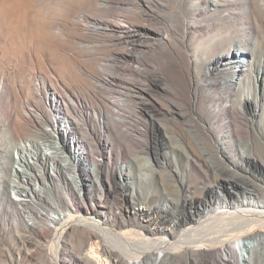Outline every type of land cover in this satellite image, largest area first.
<instances>
[{
	"label": "rangeland",
	"instance_id": "1",
	"mask_svg": "<svg viewBox=\"0 0 264 264\" xmlns=\"http://www.w3.org/2000/svg\"><path fill=\"white\" fill-rule=\"evenodd\" d=\"M178 1L0 0V200L19 199L10 188L16 183L26 187L24 195L30 200L43 198L44 202L49 200L54 203L59 196L60 200L68 198L74 208L88 205L99 209L104 199L111 201L114 198L112 188L125 185L124 207L131 202L133 191L140 194L150 190L153 192L150 196L152 205L162 209L166 205L171 214H185L189 209L185 205L189 193L183 189L180 174L193 181L191 193L196 197L206 196L196 191V185L203 181L210 184L214 179L222 183L219 186L220 196L223 195L225 200L234 201L244 193L264 197V161L260 164L262 168L253 160H245L241 166L211 149L215 148L219 137L226 135L225 132L230 129L229 136L234 143H226L229 149L240 154L248 151L264 155L262 112L261 117L260 114L255 115L252 109L235 107V102H240L235 95L230 99L231 107L228 108H217L214 98H210L223 93L218 89L217 80H221V84L235 82L232 77H239L243 62L248 63V68L252 62L256 67L261 66L260 77L264 80L262 29L258 30L259 24L255 27L257 18L251 10L252 3L250 0H196L194 5L198 11L192 17L195 8L192 0H183L181 4ZM235 11L242 15H236ZM119 20L137 24L144 28L145 36L160 39L154 42L153 48L144 47L139 54L148 64L146 72L163 80V86L157 88L150 78H143L144 87L154 94H149V101H145L148 104L151 102L147 109L139 104L140 99L130 90H124L122 94L116 83H111L115 85L111 86L107 80L120 77H126V81L135 79L129 61H126L124 70L119 66L120 55H127L130 59V45L119 42V34L105 27ZM159 34L163 36L159 37ZM218 52L224 54V64L228 63V66L220 67V72L216 74L213 72L215 60L210 59ZM208 68L211 70L209 77H213L209 83L203 80ZM260 82L257 84L258 92L264 87ZM164 87L172 90H164ZM176 106L184 115L179 111L176 114L169 111ZM28 107L51 117L55 114L61 116L57 122L53 120L52 126L48 123L49 132L54 133L59 152L70 160L75 156L76 161L81 163H75L78 165L76 185L79 189H75L74 178L70 177L62 182L60 193L46 191L48 195L38 191L41 189L39 181L32 186V178L24 179L34 175L42 183L49 181V185L53 186L57 182L55 177L64 174V171L60 172L59 164L56 166L49 160L53 155L52 149L51 153L41 142L37 148L34 146L36 150L25 146L37 152L35 160L27 158L25 163H20L16 159L24 145L19 138H12L11 133L37 137L42 133L39 126H33ZM75 107L84 110L77 115V119L74 117ZM66 122L78 139L74 140L63 130ZM228 124L230 128L226 129ZM83 126L88 128L94 140L88 135L83 138L85 132L80 129ZM80 145H84L88 152H97L99 159L103 158L101 168H104V177L100 183L95 180L98 172H94L92 161L75 155L76 151L82 150L78 148ZM109 148L119 169L114 178L112 173L107 174L105 151ZM191 153L198 164L187 161ZM23 156L27 157L26 154ZM43 161L54 170L49 166L47 170V165L43 169ZM144 166H152L163 173L147 172L148 176H144V171H140ZM71 167L74 175V167ZM253 199L261 200L260 197ZM31 206L32 203H29L28 207ZM17 209L13 203H0V264H11L10 258L18 257L21 258L20 264L53 263L51 256L47 255L48 247L53 245L50 244L53 236L49 240L38 239L35 235L37 230L29 229L21 223V216H15ZM105 211L110 213L109 209ZM10 220H14L16 226H6ZM256 233H262V230ZM66 237L67 241L61 244L68 243L71 249L76 241L69 234ZM243 247L244 253L247 252L246 245ZM77 249L76 252L81 253V248L77 246ZM71 253L66 254L64 259L71 262ZM170 264L231 263L208 255H190ZM242 264L247 262L242 260ZM256 264H264V257L258 258Z\"/></svg>",
	"mask_w": 264,
	"mask_h": 264
},
{
	"label": "bare ground",
	"instance_id": "2",
	"mask_svg": "<svg viewBox=\"0 0 264 264\" xmlns=\"http://www.w3.org/2000/svg\"><path fill=\"white\" fill-rule=\"evenodd\" d=\"M250 1L252 3L251 10L253 15H255L257 18L255 27H257L259 24L258 30L262 29L260 34L262 40L261 43L264 49V0ZM181 2H183V0H180L179 3L181 4ZM192 2L193 7H195L194 2L196 4V0H192ZM197 11L198 8L196 7L192 10V17L195 16ZM235 13L236 15H242V13L237 11H235ZM105 27L116 31L119 34V42H125L130 45L132 50L130 59L127 58V55L122 53L123 55L119 56V66L122 70H124L126 68V61H129L131 63L130 66L132 69L131 74L135 76V79L130 78L128 81H126V77L125 79L124 77L111 80L107 79L109 84L111 86H115L111 83H116V87L120 88L119 91L122 94L125 93L124 90H130L133 94H135L136 98L140 99L139 104L141 103L144 109H147V106L149 104L151 105V102L149 104L146 103L150 99L148 95L150 94V96H152L154 94L152 90L150 91V89L144 87L143 78H150L151 82L157 88L163 86V80L161 81L158 76H153L146 72L145 66L147 62L145 59L141 58L139 54H141L140 52L144 47L149 49L153 48L154 42L159 41L160 39H157L156 37L149 38L145 36L143 33V27L125 20H119L116 23L106 25ZM162 36V34H159V37ZM150 41H153L152 44L149 43ZM201 43L202 42H200V44ZM210 60H215L213 72L216 74L220 72V67L225 68V66H228V63L224 64V54L221 52L215 53L213 55V59ZM245 63L246 62H243L244 65L241 66V69L239 70V77H232L235 80L234 83L229 82L230 84H221V80L216 79L218 82V89L223 93L220 94L218 92L219 94L214 97L211 96L210 98H214V105L217 108H228L229 106L231 107L230 99L235 95L240 98V102H235V107L241 109L245 108V110L252 109L255 115H261V112L262 115H264V87L263 91L258 92L257 90V84L260 80V83L264 85L263 77H260L262 68L261 66H254L253 62L248 68V63ZM246 67L248 69H246ZM210 71L211 70L208 68L203 79L208 83L209 81H212L213 78L209 77ZM165 89L168 91L172 90L168 87H164V90ZM75 96L77 97V95ZM53 100L55 103H57L56 99L53 98ZM64 103L66 105V102ZM176 107L178 109L173 108V110L169 109V111H172V113L177 111L182 113L180 108L178 106ZM74 109V117L77 119V115L82 111L84 112V110L78 109L76 107ZM193 109H195V106ZM29 117L33 122V126H39L42 133H40V137L31 134L22 135L19 133H11L12 138H19V141L24 145L22 149L20 148L21 155L19 156L18 160L20 163H22V155L30 153L36 155L37 152L30 148L32 150L31 151L29 148H25V146H31L33 148L36 146L37 148L38 143L41 142L42 146L44 145L45 147L52 149L53 153L52 151L51 153L53 155L51 156L50 154L51 158H49V160L56 166L59 164L60 172L64 171V174H61L60 177L58 176L59 178L55 177V182H57L53 186H51V184L49 185V181L42 183V180L38 179L41 184V189L38 191L42 190L45 194H47L46 191H55L60 193L63 190L62 182L73 176V169L71 167L72 163L69 162L68 157L59 152L58 146H56L55 135L54 133L49 132L50 125L52 126V124H54L53 120L57 122L61 116L55 114L54 117H51V115H46L41 111L31 109ZM151 117L154 118L155 115L152 113ZM48 123H50L49 126ZM66 123L65 129L63 130L68 135H71L74 140L76 138L78 139V135L71 132L70 124L68 122ZM261 123L264 125V121ZM228 127L230 128L229 124L225 128L227 129ZM80 129L82 132H85L83 135L81 133L83 138H86V135H88L90 139L94 140L92 135L87 131L88 128L86 126H83V129ZM168 130L169 129H167V131ZM228 131H230V129ZM228 131L225 132L226 135L219 137L217 145L215 148L212 147L211 149H213L215 152L223 153L227 159L239 163L241 166L244 164L245 160H253L259 167L262 161H264L262 160L264 157L263 153L260 154L257 152L258 154H256V152L247 153L248 151H243V153L240 154L234 149H229L226 143H234V141H231L229 136L230 133ZM223 137L224 139H221ZM80 146H78V148L82 150L79 152L76 151L75 155H80L85 159L87 158V160L89 159L92 161L94 172H98V174H96L97 176L95 177V180L100 183V179L104 177V168H101L104 164V161L102 160L103 158L99 159V154L97 152H88V149H86L84 145ZM36 148H34V150H36ZM105 152L107 156V174L112 173L114 178L116 177V173L119 171V169L117 168L116 163L113 161L112 150L106 149ZM96 153L98 154L97 156ZM191 155L187 161L190 164L193 163L194 165L197 163V160L192 153ZM38 159L40 160V157H38ZM206 161L209 162V159H206ZM227 169L228 168H226V170ZM140 171H144V176H148L147 172H158L160 174L163 173V171L161 172L155 170L152 166H144L142 169H140ZM203 174L207 177V174ZM121 175L125 178V175ZM186 177L187 175L180 174L183 189L185 192L189 193L185 200V205H188L189 209L187 212H185V214H171L168 212L166 205H164L163 209L152 205L150 202V196L153 192H150V190L148 192L144 190L145 192L143 193L141 191L140 194L138 192L134 193L133 191L130 194L131 202L127 203L126 207H124L126 202L124 192L127 190L125 185L112 188L111 190L114 194V198H112L111 201L104 199L99 205V209L91 208L88 205H85V208H74L72 207L68 198H66V200H60L58 198L59 196H56L54 203L49 200L44 202L43 198L37 201L33 200V198L30 200L27 198V196L22 195L23 192L20 190L22 187L20 185H15L16 183L10 188L16 192L15 195L18 196L19 199H13L11 197V199L6 202V200L2 198L0 203L2 202V205H9L10 203L17 205L20 211L17 209L15 216H21V223L29 229L37 230L36 234L34 232L33 233L38 239L49 240L53 236L54 239L50 243L53 245L48 247V253L50 254L46 252L47 247L45 250L47 255L51 256V260L53 262L51 264H170L179 261L183 256L188 257L190 255H208L211 258H222L231 264H235V262L236 264H242V260H245L247 264H256V260L258 258L259 260L260 258L262 259L264 257V197L259 195L257 197L253 196V194L244 193V196H237L234 201L225 200L223 195L220 196L221 188H219V186L222 183L217 179H214V181L210 184L208 182V184H204L205 182L203 181V183L196 185V191H200L202 194L206 195L205 197H196L193 193H191V185L193 181L191 180L192 182H190L186 179ZM209 180L210 179H208V181ZM163 186L168 190H172L169 186ZM76 189H79L78 186H76ZM175 189L177 190L176 187ZM253 197H256L257 199L260 197L261 200H255ZM26 203H32V206L29 208L28 204ZM46 203L49 204V206ZM105 209H109L110 213L108 214L106 211L104 212ZM109 215L113 216L114 218ZM22 221L25 222L23 223ZM42 222L46 223H44L42 227L38 228ZM15 223L16 222L14 220H10L9 224L6 226H16ZM260 229L262 230V233H256ZM68 234L70 238L74 237V241H76L75 245L73 244L71 249L70 244H61L62 242L67 241L66 236H68ZM20 237L23 238L22 235ZM78 242L79 244H77ZM76 245L81 248V253H77L78 249ZM244 245H246L247 248V252L245 253V249L243 247ZM70 251L73 252V254L71 253L73 259H71V262H69L70 259L69 261L64 259V256L69 254Z\"/></svg>",
	"mask_w": 264,
	"mask_h": 264
},
{
	"label": "built area",
	"instance_id": "3",
	"mask_svg": "<svg viewBox=\"0 0 264 264\" xmlns=\"http://www.w3.org/2000/svg\"><path fill=\"white\" fill-rule=\"evenodd\" d=\"M57 143V142H56ZM49 151H51L50 149H48ZM45 154H47V153H45ZM49 154H51V153H49ZM72 154V153H71ZM27 155V157L25 156H23L22 157V160L24 161V159H25V161H24V163L26 162V160H27V158H29V159H31V160H35V156L36 155H33V154H26ZM73 155V154H72ZM18 158L19 157H17L16 159L18 160ZM46 159V158H45ZM48 159V158H47ZM69 159V158H68ZM72 160V161H71ZM69 159V162H71L72 163V166L74 167V170H75V173H74V175L72 176V179L74 178V182H73V180H72V182H73V185L76 187L77 185H76V183H77V179H79L78 178V174L76 173V167L79 165V164H81L79 161H76V159H75V156H72V159ZM75 163L76 164H78V165H75ZM41 164H42V166H43V169H45L46 168V166H44V165H47V170H48V166H49V163L48 162H46V161H43V163L41 162ZM51 165H53V164H51ZM75 165V166H74ZM45 167V168H44ZM50 167V166H49ZM53 167V166H52ZM51 168V167H50ZM52 169V171L54 170L53 168H51ZM38 171V170H37ZM14 172V171H13ZM40 172V171H39ZM55 172V171H54ZM29 178H32L33 180H31V185L32 186H34V184H35V182L36 181H39L38 180V178H36V176H34V175H28L27 177H24V179L26 180V179H29ZM40 179V178H39ZM41 179H45L44 177H42ZM27 181V180H26ZM26 183V185H27V182H25ZM26 187H23L22 188V190H23V195H24V190L26 191L27 189H25ZM40 189V188H39ZM76 189V188H75ZM27 192V191H26ZM25 192V193H26ZM39 193V192H38ZM40 194V193H39ZM42 194V193H41ZM48 194V193H47ZM25 196V195H24ZM26 198V197H25ZM28 199H29V197H27ZM10 261H11V264H14V261H17V263L18 264H20V261H21V258L20 257H18V258H10Z\"/></svg>",
	"mask_w": 264,
	"mask_h": 264
}]
</instances>
